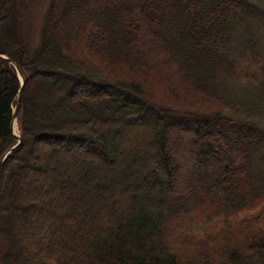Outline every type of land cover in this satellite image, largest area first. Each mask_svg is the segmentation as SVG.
<instances>
[{
	"label": "trees",
	"instance_id": "16d2710c",
	"mask_svg": "<svg viewBox=\"0 0 264 264\" xmlns=\"http://www.w3.org/2000/svg\"><path fill=\"white\" fill-rule=\"evenodd\" d=\"M32 2L0 0V264H264V0H50L36 34ZM19 88L0 57V158Z\"/></svg>",
	"mask_w": 264,
	"mask_h": 264
},
{
	"label": "water",
	"instance_id": "95a60500",
	"mask_svg": "<svg viewBox=\"0 0 264 264\" xmlns=\"http://www.w3.org/2000/svg\"><path fill=\"white\" fill-rule=\"evenodd\" d=\"M0 57L5 58L6 60H8L10 63H12L14 65V67L17 71V75H18L19 80H20V88H19L18 94L16 96V101H15V105H14L13 113H12L11 126H12V129L14 130L16 127V124H17V114H18V109H19V105L21 102V98H22L23 85L25 83V79H24L22 71L18 68V66L12 60H10L9 58H7L6 56L1 55V54H0ZM16 138H17V143L14 146H12L9 150H7L4 153V155L0 158V165L4 161L6 156L9 154V152H11L14 148L18 147L21 144L22 138H21L19 131H18V133H16Z\"/></svg>",
	"mask_w": 264,
	"mask_h": 264
},
{
	"label": "rangeland",
	"instance_id": "374dc122",
	"mask_svg": "<svg viewBox=\"0 0 264 264\" xmlns=\"http://www.w3.org/2000/svg\"><path fill=\"white\" fill-rule=\"evenodd\" d=\"M41 1H42V4H41V2H38V3L32 2L31 3V8L29 9L28 14H27L28 19L26 18L30 24L31 31L34 32L35 34L38 30V26L42 22L43 12L45 10V7L50 0H41ZM37 5H41V10H39L35 7ZM262 6L264 7V4ZM26 27H27V24H26ZM36 42H37V39L35 40L34 43H36ZM14 130L16 133H18V131H19L18 124H16V127Z\"/></svg>",
	"mask_w": 264,
	"mask_h": 264
}]
</instances>
